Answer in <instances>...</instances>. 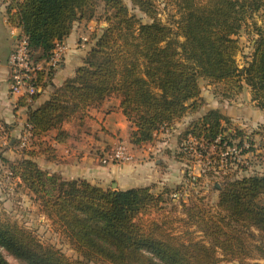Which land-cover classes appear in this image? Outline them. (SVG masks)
Wrapping results in <instances>:
<instances>
[{
	"label": "trees",
	"instance_id": "16d2710c",
	"mask_svg": "<svg viewBox=\"0 0 264 264\" xmlns=\"http://www.w3.org/2000/svg\"><path fill=\"white\" fill-rule=\"evenodd\" d=\"M98 1L104 2L107 25L75 74L34 106L39 89L55 73L56 68L45 66L32 80V102L26 96L18 102L28 109L32 137L55 130L54 139L65 143L70 136L65 122L78 117L83 126V119L91 118V107L117 96L131 125V144L153 142L161 128L200 110L201 78L231 82L237 92L247 84L252 100L264 110V28L253 22L264 10V0H175L170 23L157 18L154 0H131L150 16L148 22L132 14L124 0H11L7 14L22 29L39 63L50 59L76 21L94 17ZM248 25L257 37L251 60L241 66L238 35ZM229 123L218 109H210L184 135L217 166L221 155L209 152L226 151L235 139L240 147L250 142L243 154L261 150L256 155L264 159V124L247 134L230 130ZM255 136L259 147H254ZM38 153L24 150L19 159L2 160L81 259H71L33 231L0 216V246L26 264H218L224 259L264 264L256 255H264V174L224 175L215 186V204L204 196L182 203L184 227L175 231L171 220L161 216L169 191L155 194L151 186L113 189L68 179L42 168L34 158ZM0 264H12L1 251Z\"/></svg>",
	"mask_w": 264,
	"mask_h": 264
},
{
	"label": "rangeland",
	"instance_id": "374dc122",
	"mask_svg": "<svg viewBox=\"0 0 264 264\" xmlns=\"http://www.w3.org/2000/svg\"><path fill=\"white\" fill-rule=\"evenodd\" d=\"M124 2L132 14L137 15L144 22L151 21L150 16L134 6L131 0H124ZM154 2L157 10V18L170 23L171 15L176 12L175 0H154ZM106 15L104 2L98 1L95 8V15L92 19H84L76 22L79 31L76 42L78 44L77 48L87 53L95 44L97 37L102 32V25H107V22L104 21ZM253 20V22H257L258 25L264 28V10L255 14ZM256 37L253 25L246 26L238 35L239 50L237 60L241 66H244L251 60ZM200 86L203 93L215 95L219 101L226 102V100H231L250 104V97L247 94L249 87L245 84L237 92V88L231 82L212 83L209 80L201 78ZM196 114L189 112L182 119L176 120L170 126L161 128L155 134L153 142L143 145H133L129 142V139L121 136L116 145L123 144L126 147L131 156V160L134 161L133 163L146 164L149 162L153 168L162 170V174L167 172L166 178H168V181L165 185L160 186L157 182L151 183L157 185L153 189L155 194L169 191L165 195L167 202L164 204L165 211H161V216H165L171 220V225L175 231H180L184 227V222L181 218H185L186 215L182 211V203L195 201L197 198L204 196L205 201L210 204H215L218 197V191L215 186L217 181L221 180L224 175L235 174L236 176H242L264 174V159L256 155L261 150H251L243 154L242 150L244 146H237L238 139L233 140V145L229 146L226 151L219 152V150H216L209 152V154H214L215 156L220 154L224 158L219 166H217L216 161L211 162L210 159H205L201 151L195 150L197 142L192 141L190 137L187 139L184 135L185 130L183 126L188 121L190 122ZM71 121L68 123L72 124ZM229 126L236 129L242 128L245 133L251 134L260 125H255L251 120L242 117L231 122ZM128 129L131 131V126ZM23 141L24 138L22 137H11L5 124L0 122V216L3 219L16 221L21 226L33 231L39 239L56 245L71 259H81L69 240L55 228L51 220L40 212L39 204L34 201L32 195L20 187L15 179L11 178L8 164L2 160V158L9 160L21 158L23 151L27 148ZM150 145L155 146L156 149H149ZM259 146H261V141L258 136H255L254 147ZM249 147L250 142L248 141L245 144V148ZM113 150L114 148L112 149L111 145L110 153ZM135 157L136 160H134ZM157 158H160V166L156 162ZM113 181L109 182L105 188L110 187ZM135 182L133 181L129 185L142 183L144 180ZM175 193H177L176 196L174 195ZM156 214H160V212ZM262 244L264 247V240ZM0 251L10 263L26 264L6 248L0 246ZM256 255L260 257L259 261L264 263V255L263 257L259 253ZM91 264L110 263L99 262ZM218 264H239V261L224 259Z\"/></svg>",
	"mask_w": 264,
	"mask_h": 264
},
{
	"label": "crops",
	"instance_id": "0c3cea01",
	"mask_svg": "<svg viewBox=\"0 0 264 264\" xmlns=\"http://www.w3.org/2000/svg\"><path fill=\"white\" fill-rule=\"evenodd\" d=\"M10 2L11 0H0V122L5 124L10 136L24 138L26 150L39 152L34 158L42 168L51 172H59L68 179L82 178L102 187H106L109 182L115 180L113 182H116L120 189L151 186L153 190L157 185L151 182H157L160 186L165 185L168 181L167 172L162 174V170L153 168L149 162L138 164L133 163L131 159L121 163L101 161L110 154L111 145L112 149H115L119 137L129 139L130 135L128 127L131 125L122 112L120 98L117 96H111L98 106L91 107L88 110L91 118L85 117L83 126L78 117L71 121L72 124L65 122L64 128L70 133L65 143H58L54 139L55 130L41 138L32 137L27 124L28 109L18 103L20 98L25 96L32 102L29 98L31 93H14L11 89L9 60L17 43L24 35L20 27L9 22L7 9ZM76 22L70 35L61 42L66 48L64 60L61 66L55 69L51 83L39 89L40 95L32 102L34 106L47 100L53 88L62 85L66 79L75 74L76 68L82 65L86 53L77 48L79 31ZM102 27L105 26L102 25ZM247 94L250 97V104L231 100L222 102L217 100L215 95H208L201 91L203 104L199 111L192 112L197 114L183 126L184 130L210 109H218L230 120L229 125L242 117L251 120L255 125H263L264 110L252 100L250 87ZM232 129L233 127L230 128ZM149 149L155 150L156 148L150 145ZM159 159H156L158 166H160ZM139 180H144V182L136 183ZM133 181H136V184L129 185Z\"/></svg>",
	"mask_w": 264,
	"mask_h": 264
},
{
	"label": "built area",
	"instance_id": "2783aa9c",
	"mask_svg": "<svg viewBox=\"0 0 264 264\" xmlns=\"http://www.w3.org/2000/svg\"><path fill=\"white\" fill-rule=\"evenodd\" d=\"M65 51V45L61 42H57L50 59L48 61L37 63L32 58L31 49L28 45L27 37L24 36L12 52L9 60L11 67V89L13 90V92L34 93L36 91V87L32 84V80L36 78L37 71L45 68V66H50L53 68L60 67L65 58ZM25 142L26 140H24V144ZM130 159L131 156L126 147L123 144H119L118 146H116L112 153L103 158L101 161L103 163H121ZM174 195L176 196L177 193H175Z\"/></svg>",
	"mask_w": 264,
	"mask_h": 264
},
{
	"label": "water",
	"instance_id": "95a60500",
	"mask_svg": "<svg viewBox=\"0 0 264 264\" xmlns=\"http://www.w3.org/2000/svg\"><path fill=\"white\" fill-rule=\"evenodd\" d=\"M112 188H113V189H117V188H118V184H117L116 182H113V184H112Z\"/></svg>",
	"mask_w": 264,
	"mask_h": 264
}]
</instances>
